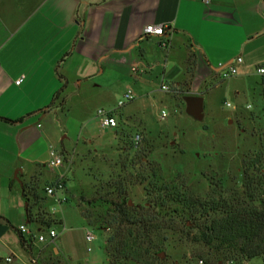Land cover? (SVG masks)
<instances>
[{
    "label": "crops",
    "instance_id": "crops-1",
    "mask_svg": "<svg viewBox=\"0 0 264 264\" xmlns=\"http://www.w3.org/2000/svg\"><path fill=\"white\" fill-rule=\"evenodd\" d=\"M149 24L166 25L165 34L146 35ZM191 53L196 61L193 94L194 87L221 84L232 64L236 97L253 96L235 113L259 114L264 76L256 67L264 66V0H0V190L9 204L4 210L0 204V264H40L49 247L52 257L82 262L50 240L42 247L33 242L29 252L17 232L24 225L19 197L24 183L44 191L63 179L66 190L71 188L66 170L60 174L48 165L53 150L37 148L39 142L51 146L56 141L61 129L57 116L71 108L69 99L94 96L100 87L107 97L114 88L111 79L124 88L123 94L128 89L147 92L157 75L178 86L188 76ZM106 72L112 77L107 81ZM114 117L124 123L133 119L120 111ZM46 156L49 161L43 160ZM14 170L19 171V190L10 185ZM28 231L23 234L27 240L33 237Z\"/></svg>",
    "mask_w": 264,
    "mask_h": 264
},
{
    "label": "rangeland",
    "instance_id": "rangeland-1",
    "mask_svg": "<svg viewBox=\"0 0 264 264\" xmlns=\"http://www.w3.org/2000/svg\"><path fill=\"white\" fill-rule=\"evenodd\" d=\"M108 74L110 72L103 76L106 81L112 78ZM189 81L188 75L176 86L170 78L162 82L159 75L154 76L147 92L133 91V100L121 108H118V102L123 98L124 88L112 79L109 82L114 83V88L109 90L107 97H102L100 87L96 88L99 92L94 96L88 93L87 97L73 96L69 99L71 108L57 116L61 129H58L56 141L51 146H44L43 142L37 146L41 152L53 150L62 157L63 164L51 169L60 174L66 170V179L71 187L66 190L68 201L58 204L39 188V205L35 211L49 213L47 217L56 223L51 229L57 234L55 243L58 248L82 262L52 257L49 247L50 253L41 259L40 264L107 263L105 242L111 231L88 226L77 203L81 196L91 198L99 186L111 180L123 178L127 181L128 200L134 205L147 202L148 182H141V177L155 167L167 185L185 189L194 197L225 199L238 193L234 198H242V159L259 148V135L264 130V104L260 99L259 115L246 111L235 113L237 106L251 104L253 96L246 93L237 98L233 92L237 85L234 78L222 77L221 84L208 82L200 89L194 87L197 95L192 93ZM99 84L107 85V82L99 81ZM163 84L169 91L162 89ZM188 95L204 98L203 123H197L186 115L183 97ZM99 110H113L114 115L120 111L123 116L133 119L129 123L118 120L116 128L104 127L98 117ZM254 110L252 108L251 112ZM136 112L140 115L133 117ZM136 135H140L137 145L134 143ZM48 158L46 156L43 160ZM13 186L20 189L18 181ZM0 196L3 197L0 204H4L1 205L4 210L9 205L7 194L0 190ZM19 197L22 201V223L31 231L36 246L46 245L48 239L41 243L38 236L47 238L48 228L43 227L39 231L36 224L26 223L27 202L21 195ZM87 232L95 237L91 243L86 241ZM169 242L162 251L165 264H196L201 257L214 262L219 257L208 247L187 239L175 236L170 237ZM248 264H263V260L255 258Z\"/></svg>",
    "mask_w": 264,
    "mask_h": 264
},
{
    "label": "trees",
    "instance_id": "trees-1",
    "mask_svg": "<svg viewBox=\"0 0 264 264\" xmlns=\"http://www.w3.org/2000/svg\"><path fill=\"white\" fill-rule=\"evenodd\" d=\"M187 65L192 84L194 53ZM242 174V198H234L238 193L225 199L194 197L185 189L167 185L155 167L141 177V182H148L144 205L130 203L127 181L119 178L103 183L89 199L81 196L77 206L88 226L111 231L105 242L106 264H165L162 251L175 236L202 244L219 256L214 262L201 257L205 264H238L255 258L264 264V130L259 135L258 150L243 156ZM16 181L12 179L10 185ZM22 190L28 203L27 222L48 229L56 224L47 217L48 212L35 211L40 199L38 188L24 183ZM17 232L22 247L32 252L33 237L27 240Z\"/></svg>",
    "mask_w": 264,
    "mask_h": 264
},
{
    "label": "built area",
    "instance_id": "built-area-1",
    "mask_svg": "<svg viewBox=\"0 0 264 264\" xmlns=\"http://www.w3.org/2000/svg\"><path fill=\"white\" fill-rule=\"evenodd\" d=\"M167 27L166 25L163 24H149L146 25L144 28V33L146 35H153V36H163L165 34ZM160 46L162 48L167 47V42L163 41L162 43H160ZM238 63L242 62V58H238L236 60ZM138 68L137 67H133L132 71L133 72H138ZM256 73L260 76H264V66H258L256 67ZM237 74V69L235 68V66H233L232 64H230L228 66V70L227 72H225L223 74V78H229L232 77L234 75ZM23 81V77H20L19 79L16 80V84L20 85ZM162 89L164 90H168L169 88L163 84L162 85ZM133 91L131 89H128L124 94H123V98L121 100H119L118 102V108H121L122 106L125 105V103L130 102L133 100ZM228 106H230V104H227ZM114 111L113 110H99L98 111V117L100 118V122L102 124V126L104 127H108V128H116L118 126V120L114 117ZM140 141V135H136L134 137V142L137 145ZM63 164V159L62 157L57 154L55 151L51 152V161L49 162V167H58L61 166ZM44 192L45 195L49 198L54 199L58 204H61L63 202H67L68 197L66 196V185L63 181V179H59L55 182H53L50 185H47L44 188ZM60 194H62L63 196H60ZM19 231L22 234H30V232L27 230V227L25 225L20 226ZM50 240L52 243L57 239V234L54 230H52L51 228L48 229V236L47 238L43 235H39L38 236V241L39 242H45L46 240ZM95 240V237L93 236V234H91L90 232H87L86 234V241L88 243H91ZM8 261H10V259H8ZM249 261L247 260H243L238 264H248ZM196 264H205L204 260L202 259H197L196 260ZM233 264V263H230Z\"/></svg>",
    "mask_w": 264,
    "mask_h": 264
},
{
    "label": "water",
    "instance_id": "water-1",
    "mask_svg": "<svg viewBox=\"0 0 264 264\" xmlns=\"http://www.w3.org/2000/svg\"><path fill=\"white\" fill-rule=\"evenodd\" d=\"M183 101L185 103L186 115L197 123H203L205 120L204 98L201 96L188 95L183 97ZM18 172L19 171L15 172L14 178L20 182ZM27 207L28 203L25 204V208ZM161 255L163 256V253Z\"/></svg>",
    "mask_w": 264,
    "mask_h": 264
}]
</instances>
